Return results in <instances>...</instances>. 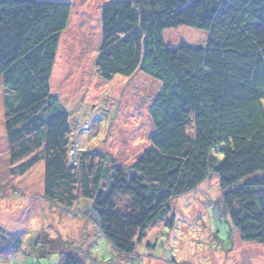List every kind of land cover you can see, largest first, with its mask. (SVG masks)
Listing matches in <instances>:
<instances>
[{
    "label": "trees",
    "instance_id": "trees-1",
    "mask_svg": "<svg viewBox=\"0 0 264 264\" xmlns=\"http://www.w3.org/2000/svg\"><path fill=\"white\" fill-rule=\"evenodd\" d=\"M72 4L0 0V79L12 173L44 163L45 198L72 209L90 200L102 234L132 256L175 199L212 175L232 225L246 243L264 245V0H122L102 7L95 63L104 81L138 71L161 82L152 103L155 133L131 172L107 167L103 153L71 154L69 112L51 94L61 35ZM206 31V47L165 41L180 27ZM253 179L247 180L251 176ZM117 195H130L129 212ZM175 220L168 226L173 228ZM22 240L0 227V258ZM62 264H85L67 254Z\"/></svg>",
    "mask_w": 264,
    "mask_h": 264
},
{
    "label": "rangeland",
    "instance_id": "rangeland-1",
    "mask_svg": "<svg viewBox=\"0 0 264 264\" xmlns=\"http://www.w3.org/2000/svg\"><path fill=\"white\" fill-rule=\"evenodd\" d=\"M46 1L72 4L51 78V94L69 112L75 130L72 147L107 155L109 170L116 166L131 172L151 146L155 129L150 110L162 84L140 71L113 81L96 73L102 7L122 0ZM164 38L174 46L206 47L210 35L184 26L165 31ZM4 95L0 79V227L23 243L0 264H62L67 254L78 255L85 264H264V245L243 242L232 225L216 175L175 199L171 214L148 229L135 254L122 255L102 234L90 200L80 199L67 209L45 198L44 163L24 176L12 173ZM115 202L129 212L132 197L117 195Z\"/></svg>",
    "mask_w": 264,
    "mask_h": 264
},
{
    "label": "built area",
    "instance_id": "built-area-1",
    "mask_svg": "<svg viewBox=\"0 0 264 264\" xmlns=\"http://www.w3.org/2000/svg\"><path fill=\"white\" fill-rule=\"evenodd\" d=\"M74 152H76V151H75V149L72 147L71 154L74 155Z\"/></svg>",
    "mask_w": 264,
    "mask_h": 264
}]
</instances>
